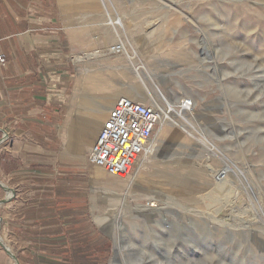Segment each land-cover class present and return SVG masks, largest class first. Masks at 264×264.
<instances>
[{
	"label": "rangeland",
	"instance_id": "1",
	"mask_svg": "<svg viewBox=\"0 0 264 264\" xmlns=\"http://www.w3.org/2000/svg\"><path fill=\"white\" fill-rule=\"evenodd\" d=\"M101 3L107 36L118 37L90 53L91 97L115 94L110 111L135 85L163 107L194 102L172 116L188 145H164L144 172L147 191L132 182L151 152L128 184L108 176L93 185L87 207L110 239L106 264H264V0ZM174 178L186 185L175 187ZM151 179L161 194L146 215Z\"/></svg>",
	"mask_w": 264,
	"mask_h": 264
},
{
	"label": "crops",
	"instance_id": "2",
	"mask_svg": "<svg viewBox=\"0 0 264 264\" xmlns=\"http://www.w3.org/2000/svg\"><path fill=\"white\" fill-rule=\"evenodd\" d=\"M102 9L0 0V264L108 261L110 239L87 207L95 183L123 180L88 162L111 111L90 95V53L118 37Z\"/></svg>",
	"mask_w": 264,
	"mask_h": 264
},
{
	"label": "built area",
	"instance_id": "3",
	"mask_svg": "<svg viewBox=\"0 0 264 264\" xmlns=\"http://www.w3.org/2000/svg\"><path fill=\"white\" fill-rule=\"evenodd\" d=\"M121 46L117 48L121 49ZM6 63L5 56L0 55V66ZM174 107L177 111L185 112L194 107V102L191 98H183ZM173 114L169 106H149L119 98L99 133L89 162L104 168L112 176H130L150 153L151 144Z\"/></svg>",
	"mask_w": 264,
	"mask_h": 264
},
{
	"label": "bare ground",
	"instance_id": "4",
	"mask_svg": "<svg viewBox=\"0 0 264 264\" xmlns=\"http://www.w3.org/2000/svg\"><path fill=\"white\" fill-rule=\"evenodd\" d=\"M114 24H117L119 25L121 28L123 27L121 22H114ZM97 40H100L99 38ZM118 46V45H117ZM114 51H117L118 50H123L124 51V48L121 46V49H118L117 47L113 48ZM87 62V61H86ZM110 82V81H109ZM108 82V83H109ZM112 96H115V94H112L110 98H112ZM121 97H124V98H128V99H131L133 101H136V102H140V100H138L139 98L140 99H143L145 100L146 98H151L153 103L155 104L157 102V100H155V98H153L149 91H147L146 89L144 88H140V87H133V88H129V87H126V88H123V92L120 94V98ZM109 99H106L105 103L106 105L108 106L107 109L109 108L110 109V105L111 104V100ZM146 102V101H145ZM142 104H144V102H140ZM153 106H157L159 107L160 105L159 104H155ZM170 107V106H169ZM171 108V107H170ZM175 107L171 108L173 111H174V114H177V113H180L179 111H177L176 109H174ZM176 112V113H175ZM101 113V112H100ZM182 113V112H181ZM99 115V114H98ZM100 116V115H99ZM195 121V120H194ZM169 122V123H168ZM167 123V126H168V129L166 132H164L161 136H160V139H158L154 144H151V154H150V157L148 158V160L146 161V163H144L143 165L140 164V166H142V172L134 179V181L132 182L133 183V186H135L136 188L140 189V190H146L143 186H142V182L143 181H146L148 180V178L145 176L144 172L148 169V166H152L153 165V161L155 159H157V153L160 152L163 148H164V145H174V144H184V145H188V140H185L183 138V136L181 135V133L178 131V130H181L182 127H184V123H181V122H177L176 120H174L172 117L170 118V120L168 121ZM157 154V155H156ZM186 164V163H184ZM155 175H158V173H155ZM153 174V175H154ZM225 174V173H223ZM152 175V176H153ZM118 178V177H117ZM224 177L219 176V179H222L223 180ZM121 179H125V178H121ZM123 180H116V184L119 185V186H122L123 184H128V183H123L122 182ZM174 181L176 182L174 185L175 187H180L181 185H186V182L184 181H181L179 183H177V179L174 178ZM224 183L227 182L226 179L223 180ZM222 181V182H223ZM131 182V181H130ZM150 182L152 183L154 189H151V188H148V193L151 194L153 196V199L151 200L150 204H149V207H145V208H141L143 213H145L146 215H149L148 213H153V212H156L157 209L159 208V202H158V199L155 197L157 196L158 194H161L160 193V190H155V185H154V182L153 180L151 179ZM130 185V183H129ZM229 185V184H228ZM132 186V185H131ZM223 187V186H222ZM127 189V188H126ZM134 189V188H133ZM125 190V189H124Z\"/></svg>",
	"mask_w": 264,
	"mask_h": 264
}]
</instances>
